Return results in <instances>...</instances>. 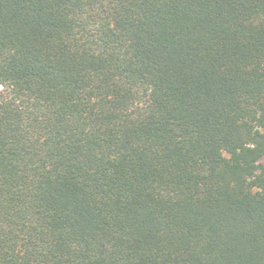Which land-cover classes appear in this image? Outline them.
<instances>
[{
  "label": "trees",
  "instance_id": "16d2710c",
  "mask_svg": "<svg viewBox=\"0 0 264 264\" xmlns=\"http://www.w3.org/2000/svg\"><path fill=\"white\" fill-rule=\"evenodd\" d=\"M0 264H264V0H0Z\"/></svg>",
  "mask_w": 264,
  "mask_h": 264
}]
</instances>
